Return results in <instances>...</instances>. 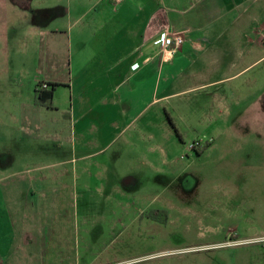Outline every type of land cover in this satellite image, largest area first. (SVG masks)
<instances>
[{"label": "rangeland", "instance_id": "obj_1", "mask_svg": "<svg viewBox=\"0 0 264 264\" xmlns=\"http://www.w3.org/2000/svg\"><path fill=\"white\" fill-rule=\"evenodd\" d=\"M6 6L8 0H0ZM6 18L0 14V264H264V126L232 119L203 123L210 110L183 107L199 94L175 96L150 111L158 113L155 139L135 140L136 126L127 133L109 131L111 140L101 143L95 160L109 163L104 178L120 185L90 182L91 188L79 191L78 207L66 214L73 227L61 247L41 249L38 231L11 235L23 226L24 218L11 213L25 191L38 194L40 176L59 169L44 167L74 155L67 134H58L66 126L54 127L67 120L47 111L40 119L47 128L35 131L30 149L16 155L11 69L26 71L24 93L34 94L39 36L21 17ZM77 20L75 31L88 18ZM195 142L202 155L189 149ZM28 225L40 229L36 218Z\"/></svg>", "mask_w": 264, "mask_h": 264}, {"label": "crops", "instance_id": "obj_2", "mask_svg": "<svg viewBox=\"0 0 264 264\" xmlns=\"http://www.w3.org/2000/svg\"><path fill=\"white\" fill-rule=\"evenodd\" d=\"M37 3L34 8L32 0L31 5L30 0H8L6 8L0 7L6 20L21 17L28 30L39 36L34 94L24 93L26 71L11 69V127L16 133L12 141L19 145L16 155L26 153L35 131L47 128L40 120L44 112H55L67 120L53 125L66 126L58 134H67L74 157L44 167L59 169L40 176L43 189L38 194L25 191L15 204L11 216L24 219L11 235L39 233L41 249L52 250L58 243L61 247L73 227L72 217L66 214L78 207L79 191L91 188L90 182L107 184L109 189L120 185L104 178L109 163L95 160L101 143L111 140L109 131L127 133L136 126L135 140L155 139L158 113L150 111L175 96L199 94L183 107L210 110L203 123L232 119L249 127L264 126V0ZM85 16L88 20L75 31L77 19ZM55 24L58 27L53 28ZM164 31L186 32L183 47L170 61L161 52ZM40 82L59 85L53 108L35 104ZM80 175L86 176L82 187ZM67 177L73 183L65 182ZM34 218L38 230L28 225Z\"/></svg>", "mask_w": 264, "mask_h": 264}, {"label": "built area", "instance_id": "obj_3", "mask_svg": "<svg viewBox=\"0 0 264 264\" xmlns=\"http://www.w3.org/2000/svg\"><path fill=\"white\" fill-rule=\"evenodd\" d=\"M116 4L122 3L124 0H114ZM162 38V55L163 59L166 61H170L173 58V55L177 53L184 45L186 40V32L172 33L169 31H164L161 35ZM139 66H135V70L138 69ZM40 90H47L50 88L49 83L40 82L39 83ZM202 147V144L199 142H195L190 145L189 149L191 151H195L196 149ZM264 240V239H263Z\"/></svg>", "mask_w": 264, "mask_h": 264}, {"label": "trees", "instance_id": "obj_4", "mask_svg": "<svg viewBox=\"0 0 264 264\" xmlns=\"http://www.w3.org/2000/svg\"><path fill=\"white\" fill-rule=\"evenodd\" d=\"M50 88L47 90H40L39 84L37 86V89L35 91V104L38 106L46 107V108H53V98L54 93L56 90V87L59 86L58 84H49ZM211 146V144L208 145L207 149ZM195 152L198 155H202L204 152V149L201 147L196 149ZM161 213L165 214V212L160 211Z\"/></svg>", "mask_w": 264, "mask_h": 264}]
</instances>
